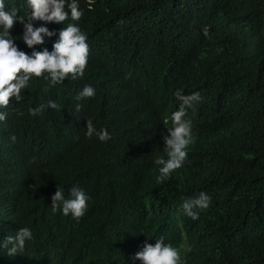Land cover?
I'll list each match as a JSON object with an SVG mask.
<instances>
[{
    "label": "trees",
    "instance_id": "trees-1",
    "mask_svg": "<svg viewBox=\"0 0 264 264\" xmlns=\"http://www.w3.org/2000/svg\"><path fill=\"white\" fill-rule=\"evenodd\" d=\"M77 2L81 19L47 24L56 35L34 49L20 39L23 24L11 30L30 55L52 51L75 23L90 50L82 78L45 92L33 77L20 102L0 108V232L7 216L17 218L13 234L32 232L15 264H141L136 253L161 237L182 264H264V0ZM85 86L94 97L77 101ZM177 90L203 97L186 110L194 143L157 184ZM49 100L59 110L30 114ZM87 120L111 139L88 138ZM58 186L65 198L73 186L89 197L78 221L52 211ZM200 192L210 204L193 220L182 204Z\"/></svg>",
    "mask_w": 264,
    "mask_h": 264
},
{
    "label": "clouds",
    "instance_id": "clouds-1",
    "mask_svg": "<svg viewBox=\"0 0 264 264\" xmlns=\"http://www.w3.org/2000/svg\"><path fill=\"white\" fill-rule=\"evenodd\" d=\"M66 7L70 9L66 11ZM27 11L23 15L20 12ZM83 13L79 9L77 0H26L20 7L10 6L6 9L5 0H0V108L9 109L10 101L14 98L16 102L22 100L21 92L29 87V81L35 78H43L47 81L44 91L61 84L65 79L72 81L82 78L88 63L89 46L87 36L75 23H69L59 31V39L53 45V50L45 48L43 51L33 50L29 55L19 50L11 30L19 22L23 24L24 31L20 39L34 49L37 45L44 44L45 37H53L56 32L51 31L47 24H64L71 18L72 21H79ZM41 21L39 27L34 26V22ZM207 37L208 31H204ZM95 90L91 86H85L76 96L77 101L94 97ZM176 98L180 101L179 109L171 114V127L167 128L168 134L163 136L166 147L165 157H157L154 164L158 166L159 174L156 176V183L162 184L169 181L171 174L180 169L188 156V147L194 143L192 135V122L185 119L186 110L193 108L195 104L201 103L203 97L200 92L191 95H184L177 90ZM45 107L59 110L60 106L49 100L47 105H40L39 108H30L29 112L35 116L42 112ZM82 105L77 104L79 111ZM7 112H0V121H5ZM169 118L164 120L165 125ZM85 135L92 138L97 136L101 142L111 139L106 129H97L91 120H87ZM15 142L16 137H11ZM89 197L78 186H73L69 190L68 197L65 198L64 190L57 187V191L52 197L51 208L53 212L61 211L64 216L71 215L77 221L84 216L87 209ZM210 197L200 192L198 197L184 200L182 209L193 220L199 218L195 209L205 210L209 207ZM16 217L7 216L4 228L0 232V253L3 259L1 264H15L23 258L26 241L32 239V232L24 227L15 234L11 227L15 224ZM4 251V253H3ZM135 259L141 264H182L181 255L177 248L171 244H166L164 238L157 240L155 245L145 242L142 250L136 253Z\"/></svg>",
    "mask_w": 264,
    "mask_h": 264
}]
</instances>
